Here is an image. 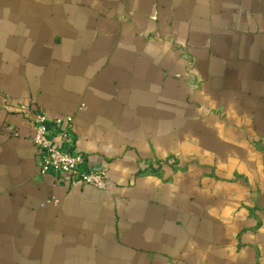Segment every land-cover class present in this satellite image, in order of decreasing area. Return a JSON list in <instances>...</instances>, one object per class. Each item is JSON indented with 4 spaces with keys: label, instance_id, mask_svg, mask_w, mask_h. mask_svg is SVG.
<instances>
[{
    "label": "crops",
    "instance_id": "obj_1",
    "mask_svg": "<svg viewBox=\"0 0 264 264\" xmlns=\"http://www.w3.org/2000/svg\"><path fill=\"white\" fill-rule=\"evenodd\" d=\"M21 104L109 188L42 175ZM0 264H264V0H0Z\"/></svg>",
    "mask_w": 264,
    "mask_h": 264
},
{
    "label": "built area",
    "instance_id": "obj_2",
    "mask_svg": "<svg viewBox=\"0 0 264 264\" xmlns=\"http://www.w3.org/2000/svg\"><path fill=\"white\" fill-rule=\"evenodd\" d=\"M33 126L32 142L40 157V173L52 175L69 186L89 184L108 189L110 176L105 167L86 165V156L76 149L75 117L67 114L49 118L40 107L19 106Z\"/></svg>",
    "mask_w": 264,
    "mask_h": 264
}]
</instances>
